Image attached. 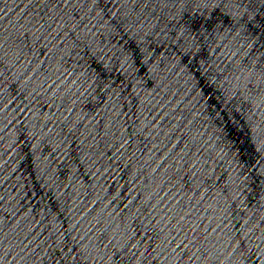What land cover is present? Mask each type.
Returning a JSON list of instances; mask_svg holds the SVG:
<instances>
[{"label":"water","instance_id":"obj_1","mask_svg":"<svg viewBox=\"0 0 264 264\" xmlns=\"http://www.w3.org/2000/svg\"><path fill=\"white\" fill-rule=\"evenodd\" d=\"M0 264H264V0H0Z\"/></svg>","mask_w":264,"mask_h":264}]
</instances>
